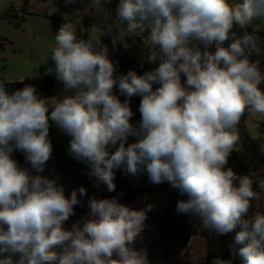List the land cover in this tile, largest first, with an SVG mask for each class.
Here are the masks:
<instances>
[{
	"label": "clouds",
	"instance_id": "1",
	"mask_svg": "<svg viewBox=\"0 0 264 264\" xmlns=\"http://www.w3.org/2000/svg\"><path fill=\"white\" fill-rule=\"evenodd\" d=\"M64 20L50 53L54 67L46 69L63 85L55 103L24 84L26 77L0 82V264H153L147 246L137 243L154 203L137 209L118 197L93 196L87 215L64 227L87 190L66 196L59 177L42 175L53 153L50 121L70 137L68 154L87 165L94 187L115 192L117 171L167 183L186 197L177 200V215L199 219L218 236L239 226L229 247L233 260L264 264V212L247 218L251 202L264 200V180L254 190L248 175L227 167L241 118L264 115V68L250 60L264 53L256 30L249 31L264 20V0H119L115 19L92 23L86 38H78L67 14ZM145 31L155 47L148 62L158 67L114 75L117 65L101 37L110 35L113 49H128L127 38ZM17 82L24 87L9 92L6 85ZM137 95L140 120L133 124L130 101ZM233 260L217 256L211 264Z\"/></svg>",
	"mask_w": 264,
	"mask_h": 264
},
{
	"label": "rangeland",
	"instance_id": "2",
	"mask_svg": "<svg viewBox=\"0 0 264 264\" xmlns=\"http://www.w3.org/2000/svg\"><path fill=\"white\" fill-rule=\"evenodd\" d=\"M242 0H229V3H239ZM119 0L115 6L114 0L104 4V7L92 9L89 6V0H77L75 7L72 9L54 8L48 2L43 0H29V4L24 8L25 0H0V79L16 80L19 77L31 78L41 73H47L48 67H54V62L50 58V53L55 47V35L60 26L65 22L64 16L67 14L69 21L76 30L78 38H86L87 29L92 23L105 25L111 23L112 16L115 13ZM253 29L259 37V48L264 53V40L259 33H264V27L259 28L253 24L249 31ZM239 31V30H237ZM98 32L97 36L100 37ZM111 36L105 35L101 37V42L108 46L109 59L114 63L117 56L131 57L139 61H148L149 56L155 51V47L151 44L146 35V42H141L136 37H129V48L123 46L113 49L109 44ZM213 51V50H210ZM260 59L261 67L264 68V55L255 56L254 60ZM158 62V61H157ZM25 78V79H26ZM264 89V83L260 85ZM75 90L69 92L74 94ZM63 94V85L56 80L54 88L53 103L58 100V96ZM238 125H243L254 143L261 147L264 151V115L259 113L247 114L241 118ZM237 125V126H238ZM242 137L239 138L241 140ZM239 146L237 145V147ZM242 164L246 172L253 180V189L259 190L256 184L260 180H264L263 172L259 171L250 161V155L242 149ZM13 158L25 168L30 165L23 164L17 154ZM240 164V165H242ZM42 175H54V165L52 158L46 163L45 171ZM170 189L166 188L159 193L142 194L138 199L132 202L134 208H143L146 203H154L156 207L148 214V229L143 233V242L137 243V247L146 245L149 252V258L153 264H206L205 255L202 250L201 236H196L195 242L189 248H183L179 245H170L164 248L155 249L150 244V239L154 233L157 223H159L163 211L170 199ZM261 212H264V200L255 201ZM87 215V214H86ZM86 215L75 214L65 222L64 227L70 229L73 222L81 219ZM198 226V222H194ZM58 253L61 249H54ZM19 257L13 258L17 260Z\"/></svg>",
	"mask_w": 264,
	"mask_h": 264
},
{
	"label": "trees",
	"instance_id": "3",
	"mask_svg": "<svg viewBox=\"0 0 264 264\" xmlns=\"http://www.w3.org/2000/svg\"><path fill=\"white\" fill-rule=\"evenodd\" d=\"M48 2V0H43ZM118 0H114L116 6ZM29 4V0H25L24 8ZM51 6L57 8L72 9L66 6L64 0H54V4ZM115 19V13L112 16L111 22ZM110 36V35H109ZM259 36L264 40V33L260 32ZM255 55L250 57V60H254ZM159 62L150 63L148 61H139L131 57L118 56L116 65L117 70L114 73L116 76L126 74L128 70H135L138 75H142L145 71L153 70L158 67ZM185 77H181L182 83ZM5 82V81H0ZM56 78L54 75H47V73H41L38 76L27 78L24 84H32L36 87L37 92L42 97H47L52 103V97L54 94ZM24 84L13 83L6 85L9 92L18 88H23ZM159 85H153V88ZM114 94L118 95L123 101L124 96L120 95L118 89L114 88ZM140 96H134L131 98L130 107L134 113L131 119V123L136 124L140 120ZM247 115V113H245ZM236 132L241 140L237 141L239 148H235L228 159L227 167H231L238 175H245L246 169L242 164L243 158L241 157L242 149L246 151L251 159V163L264 174V151L261 147L257 146L254 141L248 135L243 125H238ZM49 138L53 145V162H54V175L53 177H59L58 183L65 186V195L70 196L72 189H78L83 186L87 190V195L79 197L83 203V207L76 206L75 214L86 215L89 211L88 200L96 196L97 198H111L118 197L121 203L129 204L138 199L142 194L159 193L164 189H170L167 183L160 185H152L148 182L146 175H140L138 177L125 175L121 171L116 172L115 184L116 191L109 192L105 185H100L99 188L94 187L95 178H89L87 175V165L73 159L68 154L69 140L65 133H63L54 122L50 121ZM135 137H129V143L134 142ZM114 150V149H113ZM18 156L25 161V156L22 152H17ZM242 164V165H240ZM171 190V196L169 202L165 208L162 222L158 232L152 239L153 247H161L171 243L180 244L186 246L190 243L191 239L196 234H201L207 238L206 248V264H211L214 257L219 256L221 259L233 260L229 247L234 240L236 232L240 230L239 226L229 232L226 235L218 236L214 231L203 227L199 219H190L187 216L177 215L175 208L178 199H186V197H180L178 192ZM123 193L121 196L120 194ZM257 212H261L260 209L251 202V207L247 218H251ZM194 222H198V226L194 225ZM18 256H13L16 258ZM233 264H242V261L237 257L233 260Z\"/></svg>",
	"mask_w": 264,
	"mask_h": 264
},
{
	"label": "crops",
	"instance_id": "4",
	"mask_svg": "<svg viewBox=\"0 0 264 264\" xmlns=\"http://www.w3.org/2000/svg\"><path fill=\"white\" fill-rule=\"evenodd\" d=\"M117 58H118V56H117ZM32 78V77H31ZM27 79V78H26ZM0 81H5V82H7L8 80H3V79H0ZM55 88V87H54ZM53 97H54V94H53ZM53 97H52V103H53ZM15 154H17V152H15L13 155H15ZM17 156H18V154H17ZM19 157V156H18ZM19 159L22 161V163L23 164H26V165H29V164H27L26 163V161H24V160H22L20 157H19ZM52 161H53V157H52ZM53 165H54V162H53ZM170 196H171V190H170ZM136 201V200H135ZM134 202V201H133ZM255 205H256V202L255 201H252ZM132 203V202H131ZM131 203H129V204H131ZM168 204V203H167ZM257 206V205H256ZM165 211V210H164ZM164 211H163V214H164ZM163 214H162V217H161V219H160V221H159V223H157L158 225H157V227L155 228V230H154V233L152 234V236H151V239H150V244H151V246H152V239H153V237L155 236V234L158 232V230H159V228H160V225H161V222H162V218H163ZM196 236H201V235H194L193 236V238L191 239V241H190V243L188 244V245H186V246H182V245H180V244H176V243H171V244H168V245H165V246H161V247H153V248H155V249H158V248H164V247H167V246H170V245H179V246H181V247H183V248H189L192 244H193V242H195L194 240H195V238H196ZM202 238H203V240H202V250H203V252H204V255L206 256V248H207V238L205 237V236H201Z\"/></svg>",
	"mask_w": 264,
	"mask_h": 264
},
{
	"label": "built area",
	"instance_id": "5",
	"mask_svg": "<svg viewBox=\"0 0 264 264\" xmlns=\"http://www.w3.org/2000/svg\"><path fill=\"white\" fill-rule=\"evenodd\" d=\"M77 3V2H76ZM76 3L74 4V5H68L69 7H71V8H73V7H75V5H76ZM253 24H255V25H257L259 28H263L264 27V20H254L253 21ZM234 30H238V29H234ZM146 35H147V31H145V33L143 34V36H136V38L137 39H139L141 42H146ZM129 38V37H128ZM128 38H127V40H128ZM111 40H112V37L110 38V40H109V45L111 46V47H113L112 46V43H111ZM117 47H121V45H117ZM202 47V46H201ZM210 50H213V51H215V47L213 46Z\"/></svg>",
	"mask_w": 264,
	"mask_h": 264
}]
</instances>
